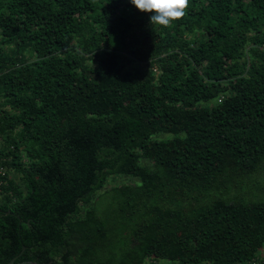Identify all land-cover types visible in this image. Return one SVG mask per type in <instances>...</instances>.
Returning a JSON list of instances; mask_svg holds the SVG:
<instances>
[{"label": "trees", "instance_id": "obj_1", "mask_svg": "<svg viewBox=\"0 0 264 264\" xmlns=\"http://www.w3.org/2000/svg\"><path fill=\"white\" fill-rule=\"evenodd\" d=\"M0 0V264H249L264 200V0ZM167 133L169 138H157ZM10 172L14 173L11 176ZM111 175L129 236L96 197Z\"/></svg>", "mask_w": 264, "mask_h": 264}, {"label": "rangeland", "instance_id": "obj_2", "mask_svg": "<svg viewBox=\"0 0 264 264\" xmlns=\"http://www.w3.org/2000/svg\"><path fill=\"white\" fill-rule=\"evenodd\" d=\"M171 135L167 133H161L157 135L160 139L169 138ZM11 176H14L13 172H10ZM136 179L130 176L124 175H111L108 179L104 190L100 191L96 197V209L98 214L104 219L106 225H116L115 230H110V242L107 243V250L104 253V258H119L121 256V246L124 245V240L129 236L130 230H124L126 222L117 216L114 211L116 209V202L114 201L111 187L134 183ZM231 195L237 194L236 198L240 200L249 201V198L264 200V174L254 173L249 176H243L238 179L237 186L231 190ZM157 264H171L170 261L165 259H159Z\"/></svg>", "mask_w": 264, "mask_h": 264}, {"label": "clouds", "instance_id": "obj_3", "mask_svg": "<svg viewBox=\"0 0 264 264\" xmlns=\"http://www.w3.org/2000/svg\"><path fill=\"white\" fill-rule=\"evenodd\" d=\"M141 12L152 13V25L170 26L186 15L191 0H130Z\"/></svg>", "mask_w": 264, "mask_h": 264}, {"label": "built area", "instance_id": "obj_4", "mask_svg": "<svg viewBox=\"0 0 264 264\" xmlns=\"http://www.w3.org/2000/svg\"><path fill=\"white\" fill-rule=\"evenodd\" d=\"M0 171L2 172V169L0 168ZM249 264H264V257H256L252 259Z\"/></svg>", "mask_w": 264, "mask_h": 264}, {"label": "water", "instance_id": "obj_5", "mask_svg": "<svg viewBox=\"0 0 264 264\" xmlns=\"http://www.w3.org/2000/svg\"><path fill=\"white\" fill-rule=\"evenodd\" d=\"M26 249V247H23V250L21 251L20 254H18L17 256H15L11 261H10V264H14V262L17 260V258L24 252V250ZM26 264H38L36 262H29V263H26Z\"/></svg>", "mask_w": 264, "mask_h": 264}, {"label": "flooded vegetation", "instance_id": "obj_6", "mask_svg": "<svg viewBox=\"0 0 264 264\" xmlns=\"http://www.w3.org/2000/svg\"><path fill=\"white\" fill-rule=\"evenodd\" d=\"M26 263H29V262H21V263H16V264H26ZM15 264V262H14Z\"/></svg>", "mask_w": 264, "mask_h": 264}]
</instances>
